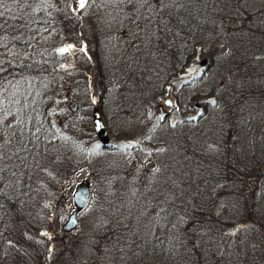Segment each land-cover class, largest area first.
Returning <instances> with one entry per match:
<instances>
[{
    "label": "rangeland",
    "instance_id": "1",
    "mask_svg": "<svg viewBox=\"0 0 264 264\" xmlns=\"http://www.w3.org/2000/svg\"><path fill=\"white\" fill-rule=\"evenodd\" d=\"M239 1L246 10L237 13L232 6L217 13H192L193 3L184 6L187 23L180 25L177 0L169 5L165 0H87L81 10H76V0H0V194L5 196L0 197V211H27L32 220L31 234L25 238L30 250L18 252L24 259L19 264H162L165 258L173 264H264V42L259 40L264 37V0ZM219 19L227 31L214 34L213 47H195L193 52L187 48L181 61L189 53V64L167 80V96L153 98L146 91L153 85L151 73L140 64L142 57L131 55L133 49L156 47L144 39L156 38L158 26L160 35L169 29L162 33L167 40L179 39L182 30L193 35L195 29L200 38ZM96 35L103 50L121 52L118 64L132 68L127 88L117 90L129 94L124 125H117L114 105L99 106L103 83L97 63L102 58L97 57ZM31 62L45 66L44 73L24 70ZM103 73L107 76L105 69ZM145 93L150 95L140 104L136 100ZM166 98L173 102L170 107L164 105ZM73 102L75 110L70 109ZM147 105L155 118L168 123L157 134L167 144L162 146L166 157L172 153L171 138L177 144L185 133L196 137L202 132V156L222 160L221 182L206 187L189 172L180 182L188 195L178 192L185 194L180 202L197 207L196 214L221 221L215 232L204 228L205 246L188 233L175 232L178 222L186 220L176 205L171 211L172 204L163 203L176 201L167 195V186L156 198L163 196L161 207L142 203L139 192L146 198L154 190L149 185L155 177L144 172L159 162L149 150H139L131 137L142 127L150 128L142 117ZM160 106L168 112L166 117L158 113ZM95 115L107 130L104 137L94 128ZM122 129L125 133H118ZM119 134L127 136L117 138ZM117 164L127 177L104 190L101 176ZM84 180L90 183V201L78 215L77 227L66 233L62 224L74 209L72 193ZM163 207L168 208L167 229L161 225ZM5 212L0 216L2 242L8 220L17 226ZM218 213L221 216L215 217ZM145 215L158 222L151 226ZM128 224L142 228L141 243L135 242L136 234L133 241H123L119 229L132 233ZM150 230L158 233L151 237L146 234ZM152 239L165 250L158 252L161 255L146 250ZM142 246L145 254L139 251Z\"/></svg>",
    "mask_w": 264,
    "mask_h": 264
},
{
    "label": "trees",
    "instance_id": "2",
    "mask_svg": "<svg viewBox=\"0 0 264 264\" xmlns=\"http://www.w3.org/2000/svg\"><path fill=\"white\" fill-rule=\"evenodd\" d=\"M165 1H167V5H169V3H172L174 0H165ZM201 2L202 0H187V2L185 0H177L178 7L181 9L180 14L182 15L180 25H184L187 23V20H186L187 10H184L183 7L191 6L192 3H193V6L189 8L192 10V13L196 11H203V12L206 11L208 13L214 11V13H217L223 8L228 7V6H232L236 13H237V10H239V12L240 10H243V9L246 10V7L242 5L241 1L239 0H203V3ZM205 4L206 6L204 7ZM213 24L215 25V27L214 28L208 27V29H206L205 31L206 34L200 30V34L201 32L202 34H204L203 37L201 36L199 38L197 35H195V34H198L197 31H199V29L194 30L193 35L195 36L188 33V32H191L190 30H186V32L189 35H185V31L182 30V33L179 39H175V37L174 38L170 37L168 40L164 37V34L167 33L169 29L165 28L162 31V33L164 32V34L162 35L161 33L160 35V26L157 25L158 26L156 27L157 37L154 39H152V37H149V38L145 37L144 39L147 45L151 46V44L156 43L155 45L156 47L145 48V49L143 48V52H140L142 49L140 51L133 49V53L131 55L135 57H138V56L142 57L140 59L141 60L140 64H144L146 66L145 68L148 67L147 68L148 73H151V75H149L150 76L149 79H150V82H153V85L152 86L148 85L149 88L146 91L149 92L151 96H153V98L167 96L166 95L167 93L165 91L167 87L166 86L167 80H170L173 74L181 73L185 69V67L189 64V61L191 58V56H188L189 53L187 54L186 60L181 61V57L187 52V48H192L189 50L193 52L195 47H200V48L209 47V46L213 47V44L215 42L214 34L221 35L224 31H227L224 26V22L221 23L220 19L217 21V23H213ZM178 31L180 32V29ZM170 34L172 33L169 31V35ZM194 37L196 39H193ZM94 40H96L97 44L102 42L99 35H96L94 37ZM259 40H262L264 42V37H260ZM103 45L104 44L102 45L98 44L99 47L96 49V53L98 54L97 57L104 59V62L102 61V59H98L99 63H97L98 71H99V78H100L101 84L103 83L102 92L98 97L99 106L102 108L103 106L111 107L112 105H114L112 106L113 107L112 115L116 116L117 125H124L123 109L126 108L127 110V108L129 107V106L126 107L128 105V97H129L128 95L129 94L127 95L126 92H122L121 94H119L117 93V90L118 89L125 90L127 88L125 86H126L127 78L129 77V74H131L132 72V68H129L128 63L126 64L117 63V60L119 58L124 57L123 55H121L120 51H118L117 54L112 53L110 51L106 52L105 50H103L104 48H102ZM138 46L139 44L136 47ZM130 51H132V48L130 49ZM136 51H139V52H136ZM138 53H140V55H138ZM144 53L146 54V56ZM125 54L127 55L126 51H125ZM107 57L110 58L109 62H107V60L105 61V58ZM151 59L153 60L152 63L149 62ZM174 60L176 61V63ZM43 68H45V66H39L36 64L33 65L32 62L27 64V66L24 65V70L29 71V72L33 71L37 73H40V72L44 73L46 69H43ZM103 69H105L107 76L103 73ZM194 77H192L193 80H194ZM145 94L146 96L144 98L137 96L138 98L136 101H140V104H142L143 101L145 103V100H147V97H149L150 95L148 93H145ZM131 106L132 104L130 105V107ZM151 108L152 107H149V106L144 107L143 115H142V117L145 119L144 122H146L150 126V128L143 129L142 127L141 132H136L137 134L131 136L138 144L139 150L143 148L146 150H149V152L153 153L154 158L159 159V162L156 165H154L153 168L148 169L146 172H144V173L150 174V176L153 175L155 177L151 179V183L149 185V187L153 188L154 190L153 191L151 190V192L146 194V198H145L144 191L139 192L142 203L144 206L148 208L152 207L153 209H158L159 206L161 207L160 203L163 200V196H161L162 200L161 199L156 200V198L158 196L160 188L162 189L167 186V195L173 196L176 199V201L171 202L170 200L166 199L167 201L163 200V203L165 205H168L169 207L172 204V206L170 207L171 211H172L173 206L176 205V207L175 206L174 207L178 210V212L181 211L182 214L184 213L185 216L183 217L186 220V222H183V221L178 222L177 224L178 229L175 230V232L178 235H184L188 233L192 236L193 240L197 239L199 242H201L200 243L201 246H205L204 244L205 236L202 235L204 234V228L206 227L214 228L213 231L215 232L216 225H221V221L218 220L217 222H214L212 218L206 219L208 217H211V216H208L207 214H199V213L196 214L197 207H195L192 204V202H189V203L183 202V201L180 202L179 201L180 199L183 200L185 198L183 195L185 194L188 195L187 194L188 188L185 189L184 187H182L180 182L184 181L183 177L189 172H191L189 174L193 176L192 180L197 179L200 182L204 181L206 182V184H208L206 187L211 186L214 182H221L224 177L223 174L219 173V170L220 171L223 170L221 169L222 166H220L222 160L220 159L219 156H210V157L202 156V154L205 153L204 148H205V143H206L205 135L202 134V132L197 133L196 137L193 135L190 136L189 133H185L184 135L185 137L180 138L177 144L174 141V139L171 138L172 141H171V146L169 148L170 150H172V153L169 154V157H166L165 155L168 153L166 151L167 149L166 150L163 149L162 151V146H166L167 144L164 143L165 141H161L160 139L162 138L158 137L157 134L159 130L161 129V127H164V124H168V123L166 120H158L157 118H155V114L150 113L152 112ZM98 114L100 115L101 113H98ZM146 114L148 116H146ZM94 117H96V115ZM97 118L98 117H96V119ZM180 121H183V120L181 119ZM123 132L125 133V130L123 129L118 131V133L120 134H122ZM139 133H142V134L139 135ZM113 134L115 133L113 132ZM120 134L119 136H117V138L127 136L126 134H123V136H120ZM257 136H259V132H257ZM137 144H135L134 142V146H136ZM157 145H159V147H157ZM124 149L125 151H127V147H124ZM157 154L160 156H155ZM219 154H220V151L211 152V155H219ZM194 170L197 171L195 172V174H193ZM194 176L196 178H194ZM126 177L127 175L122 174V171L119 165L117 164L115 168H113L106 174L104 173L101 176L102 184H100V186L103 187L104 190L109 191L112 189V186L114 184L122 180V178H126ZM209 177H211V180ZM115 181L117 182L115 183ZM137 182L139 183L138 179H137ZM179 186L181 188L180 190H179ZM194 188H197V186L195 185ZM178 192L185 193V194H178ZM0 197H5V196L0 194ZM4 203L6 206L7 202L5 200H4ZM30 206H32V204L25 203V207H30ZM166 209L168 210V208L166 207L162 208V213L165 217L162 220H165V221L164 223H161V225H164L165 229H167L165 224L168 222L167 220L169 219L168 216L166 215L167 214ZM5 211L6 210L2 208V212L0 211V216ZM20 213L21 212L19 211L8 212V210L7 212H5V215H8V217H12L14 220L17 221L16 223L17 226L16 227L12 226L10 221L8 220V227L5 230H3V242L0 239V264L22 263L24 259L19 256L18 252L21 253L23 250L25 251L30 250V245H29L28 250L25 248V244L27 242L25 238L27 236L29 237V235L31 234V231H32L31 221L32 220H30V216L27 211H25V215H23L22 213L20 214ZM220 216H221L220 213L215 215V217H220ZM147 218L150 219L147 221H149V223L152 224L151 226H154V222H158L157 218H152V217H149L148 215H145V219ZM119 219H122V217ZM178 219L180 220V216L178 217ZM162 220L159 219V223ZM193 221L195 222L194 225H197L196 229H193L194 228L192 224ZM5 222H7V220ZM127 227L133 230L132 233H129L128 230L127 229L125 230L124 228H122V230L121 228L119 229V233L122 236L124 235L123 241H127V239H129V241H133L136 238L134 237V235L136 234L137 241L135 242L137 244L141 243L140 239L138 238L140 237L139 232L142 231V228L138 226L132 227L129 224L127 225ZM15 228L19 229L20 233H18V231H16ZM157 233L158 232H155V231L153 232L152 230H150V232L149 231L146 232L147 235L151 234V237L155 236V234ZM4 236H5V243H4ZM153 240L154 239L151 240V245L150 243H148L149 247H146V250H152L149 253L153 252V255H156V256L161 255L158 252L165 251V250H160V248H157L159 244L155 245L154 243H152ZM195 242L197 241L195 240ZM195 242L192 245H191V242L189 243V246H191L192 249L197 248V243ZM140 248L142 249H140L139 251L142 252L141 254H143L144 253L142 251L143 246ZM126 258L128 257L126 256ZM165 262L162 264H173V261L168 258H165ZM132 263L135 264L137 262H135L134 260Z\"/></svg>",
    "mask_w": 264,
    "mask_h": 264
},
{
    "label": "water",
    "instance_id": "3",
    "mask_svg": "<svg viewBox=\"0 0 264 264\" xmlns=\"http://www.w3.org/2000/svg\"><path fill=\"white\" fill-rule=\"evenodd\" d=\"M86 2L87 0H84L83 7H81V0H76L77 9L81 10L82 8H84ZM164 104L167 106H171L172 101L167 98L164 101ZM75 107H76V103L73 102L70 105V109L75 110ZM159 111L162 114H167V112L164 111L162 106L159 107ZM95 128L101 136H106V130L101 121H97L95 123ZM89 199H90V183L89 181L84 180L75 186L74 191L72 193V202L74 205V209L71 211V213L67 216L65 222L62 224V230L64 232L69 233L77 227L78 224L77 216L87 206Z\"/></svg>",
    "mask_w": 264,
    "mask_h": 264
},
{
    "label": "snow or ice",
    "instance_id": "4",
    "mask_svg": "<svg viewBox=\"0 0 264 264\" xmlns=\"http://www.w3.org/2000/svg\"><path fill=\"white\" fill-rule=\"evenodd\" d=\"M83 4H84V0H81V7H83Z\"/></svg>",
    "mask_w": 264,
    "mask_h": 264
}]
</instances>
